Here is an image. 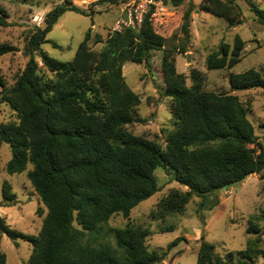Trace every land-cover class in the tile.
<instances>
[{
  "label": "trees",
  "instance_id": "16d2710c",
  "mask_svg": "<svg viewBox=\"0 0 264 264\" xmlns=\"http://www.w3.org/2000/svg\"><path fill=\"white\" fill-rule=\"evenodd\" d=\"M164 1L177 6L185 0ZM248 5L264 26V8L252 1ZM202 7L217 17L234 15L230 25L238 23L235 16L240 15V7L235 0H202ZM65 11L86 15L70 0L55 5L46 12L43 25L34 26L26 39L24 51L29 57L24 68L11 84L0 77V103L16 116L0 123V146L8 144L11 153L5 171L22 173L30 166L27 179L46 210L35 236L10 228L2 218L0 231L12 240L21 237L32 243L29 264H151L162 255L148 249L149 230L130 222L110 227L108 220L117 213L127 218L133 207L159 189L154 175L159 166H168L174 180L188 189L171 190L152 210V218L181 212L193 194L205 199L264 170V141L257 140L244 105L232 93L264 88V74L253 68L230 74L231 93L215 92L205 89L201 72L192 69L187 85L170 59L174 48L165 46L166 38L154 30L149 15L139 27L113 30L98 52L90 49L86 30L72 59L61 61L41 45L50 42L61 47L46 36ZM8 17L0 7V26H9ZM187 17L181 53L189 40ZM243 48L244 40L235 34L231 46L221 43L206 56V68L233 67L240 62ZM157 49L163 51L164 94L170 97L177 119L164 148L125 127L144 119L133 115L140 97L127 86L122 66L127 61L148 62L150 51ZM17 50L0 42V56ZM2 197L15 198L7 181ZM38 210L42 215L43 208ZM259 220L264 222V208L248 220L246 232L259 234ZM259 241V236L249 239L245 248L221 256L201 238L195 264H249L262 253ZM0 264H6L1 250Z\"/></svg>",
  "mask_w": 264,
  "mask_h": 264
},
{
  "label": "rangeland",
  "instance_id": "374dc122",
  "mask_svg": "<svg viewBox=\"0 0 264 264\" xmlns=\"http://www.w3.org/2000/svg\"><path fill=\"white\" fill-rule=\"evenodd\" d=\"M64 0H0L9 17V26H0V42L18 47L15 52L0 56V77L11 84L20 72L28 55L24 51L26 39L34 26L43 25L47 11ZM86 15L65 11L47 34V39L57 42L61 47H53L50 42L41 47L51 57L61 61L71 60L78 44L89 29L88 45L94 52L104 48L109 34L122 29L128 21L129 9L133 0H70ZM264 8V0H235L240 7V15L235 16L237 24L230 25L229 18L217 17L202 7V0H185L175 6L164 1L165 11L150 21L154 30L166 38V47H173L171 60L175 70L183 74L187 85L191 84L192 69L199 70L204 88L215 92H230L229 76L253 68L264 74V26L256 19L248 2ZM162 15V16H161ZM188 16L189 40L186 49L179 52L183 42L182 24ZM125 25V26H124ZM238 34L244 40L240 62L231 68L209 70L205 66L208 54L219 49L221 43L230 46ZM99 38L100 41H97ZM165 47V48H166ZM164 48V47H163ZM162 50H152L148 62L127 61L122 66V74L127 86L140 97V103L133 108L135 117L144 119L127 124L126 130L134 135H142L165 147L168 134L177 123L171 112L170 97L165 96V83L162 75ZM39 65L41 61L38 57ZM46 75L50 73L43 69ZM264 76V75H262ZM238 95L246 110V116L254 127L259 142L264 141V88L254 87L232 91ZM15 113L0 103V123L15 120ZM9 145L0 146V218L10 228L26 235H37L45 215V207L26 176L22 173L8 174L5 164L10 158ZM154 175L159 189L149 198L139 202L127 218L114 214L109 220L110 227H122L127 222L141 225L149 230L146 244L150 251L162 255L159 261L151 264H195L201 238L212 243L221 256L245 248L249 239L259 236L258 247L261 254L249 264H264V222L257 221L260 232L247 233L248 220L255 218L264 208V170L247 176L226 189L206 196L205 199L194 194L181 212H172L163 217H151L158 202L171 190L186 191L188 188L173 178V171L167 166H159ZM10 184L15 198L5 201L2 197L4 182ZM202 204V205H200ZM39 208H43L40 215ZM78 227V224L74 222ZM179 238L172 247L168 245ZM181 238V239H180ZM0 250L6 255V264H29L32 243L18 237L14 240L0 231Z\"/></svg>",
  "mask_w": 264,
  "mask_h": 264
},
{
  "label": "built area",
  "instance_id": "2783aa9c",
  "mask_svg": "<svg viewBox=\"0 0 264 264\" xmlns=\"http://www.w3.org/2000/svg\"><path fill=\"white\" fill-rule=\"evenodd\" d=\"M164 11L165 7L162 0H133L125 25L139 27L145 16L149 15V20H151L159 14H163Z\"/></svg>",
  "mask_w": 264,
  "mask_h": 264
}]
</instances>
